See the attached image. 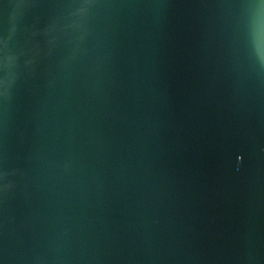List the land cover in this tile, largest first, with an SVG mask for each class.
Listing matches in <instances>:
<instances>
[{"label": "water", "instance_id": "95a60500", "mask_svg": "<svg viewBox=\"0 0 264 264\" xmlns=\"http://www.w3.org/2000/svg\"><path fill=\"white\" fill-rule=\"evenodd\" d=\"M0 264H264V0H0Z\"/></svg>", "mask_w": 264, "mask_h": 264}]
</instances>
